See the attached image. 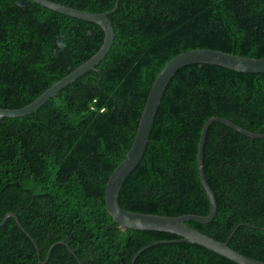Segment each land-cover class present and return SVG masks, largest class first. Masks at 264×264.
Here are the masks:
<instances>
[{"label": "trees", "instance_id": "obj_1", "mask_svg": "<svg viewBox=\"0 0 264 264\" xmlns=\"http://www.w3.org/2000/svg\"><path fill=\"white\" fill-rule=\"evenodd\" d=\"M50 1L94 14L118 5L109 16L115 42L94 70L37 112L0 119V223L16 214L38 245L9 219L0 228V264H133L136 257L134 264H237L200 245L173 242L181 238L171 233L121 227L105 196L132 147L153 83L171 60L199 49L264 58V0ZM103 42L95 23L30 0H0V108L29 105ZM214 117L263 135L264 73L218 65L180 69L145 155L121 191L122 208L207 216L198 152ZM204 166L218 212L211 224L188 225L220 242L233 235L231 248L264 262V138L214 122ZM156 242L162 243L140 253Z\"/></svg>", "mask_w": 264, "mask_h": 264}, {"label": "water", "instance_id": "obj_2", "mask_svg": "<svg viewBox=\"0 0 264 264\" xmlns=\"http://www.w3.org/2000/svg\"><path fill=\"white\" fill-rule=\"evenodd\" d=\"M33 3L61 13L73 18L88 21L99 25L104 31V42L101 49L96 55H94L90 60L84 63L82 66L74 70L64 79L55 83L52 87L41 94L36 100H34L29 105L22 107L20 109H2L0 108V119L5 118H22L31 115L41 109L46 103H48L52 98L56 97L64 88L75 82L85 73L94 70L95 67L102 61V59L111 50L114 40L115 33L113 25L109 19V16L116 12L118 5L110 12L102 14H94L86 12L83 10L75 9L66 5H62L50 0H30ZM197 63H207L211 65L222 66L237 72L243 73H264V58H247L239 55L222 53L211 49H199L190 51L187 54L179 55L170 61L166 67L160 72L157 79L155 80L150 94L147 98L138 130L126 158L122 163L118 165L116 170L113 172L109 178L107 188H106V208L109 214L112 216L114 221L121 227L130 230H140V231H158L167 232L177 235L181 238L180 241L188 244L200 245L222 257L229 259L237 264H264L263 261L256 260L241 254L240 252L234 250L229 246V241L233 237L230 236L229 240L226 242H220L211 236L200 232L199 230L188 225V222H195L199 224H211L218 212V202L216 199V194L210 187L207 181L205 166H204V152L206 144V136L209 127L214 122H221L230 128H233L252 139L264 138L263 135L255 134L248 130H245L241 126L236 125L232 121L221 118L214 117L208 120L203 128L202 136L199 143L198 152V167L199 174L202 185L208 195L210 201V213L207 216L198 215H185L179 217H167L151 214H141L130 212L122 208L120 205V194L121 191L129 179L131 173L136 169V167L142 161L147 147L150 142L151 133L154 127L155 119L161 105V101L164 97V92L166 91L169 83L176 75V73L190 64ZM9 219H14L19 227L26 233V235L31 239L35 247L38 249V245L31 235L26 232L22 226L18 216L14 213H8L3 221L0 223V228L5 225ZM162 242H156L145 249H142L140 253L148 248L159 245ZM53 249V246H52ZM51 249V250H52ZM51 252V251H50ZM49 252V255H50ZM139 253V254H140ZM138 254V255H139ZM137 255V256H138ZM137 258V257H136ZM133 264L135 263V260Z\"/></svg>", "mask_w": 264, "mask_h": 264}, {"label": "bare ground", "instance_id": "obj_3", "mask_svg": "<svg viewBox=\"0 0 264 264\" xmlns=\"http://www.w3.org/2000/svg\"><path fill=\"white\" fill-rule=\"evenodd\" d=\"M116 11H117V10H116ZM86 12H87V11H86ZM90 13H91V12H90ZM83 21H84V20H83ZM87 22H88V21H87ZM98 26H99V25H98ZM101 29H102V28H101ZM114 33H115V32H114ZM114 42H115V40H114ZM112 47H113V46H112ZM211 50H212V49H211ZM109 52H110V51H109ZM109 52H108V53H109ZM219 52H221V51H219ZM187 53H189V52H187ZM187 53H184V54H187ZM222 53H225V52H222ZM184 54H182V55H184ZM95 55H96V54H95ZM106 56H107V55H106ZM106 56H105V57H106ZM105 57L102 59V61L105 59ZM171 61H172V60H171ZM99 64H100V63H99ZM99 64H98V65H99ZM191 65H211V64H207V63H197V64H190L189 66H191ZM81 66H82V65H81ZM211 66H212V65H211ZM165 67H166V66H165ZM165 67H164V68H165ZM186 67H187V66H186ZM78 68H79V67H78ZM179 71H180V70H179ZM177 73H178V72H177ZM177 73H176V74H177ZM85 74H86V73H85ZM67 76H68V75H67ZM175 76H176V75H175ZM175 76H174V77H175ZM174 77H173V78H174ZM63 79H64V78H63ZM156 79H157V78H156ZM77 80H78V79H77ZM171 81H172V80H171ZM73 83H74V82H73ZM153 84H154V83H153ZM169 84H170V83H169ZM70 85H71V84H70ZM168 86H169V85H168ZM167 88H168V87H167ZM151 89H152V88H151ZM166 90H167V89H166ZM150 91H151V90H150ZM165 92H166V91H165ZM165 92H164V95H165ZM149 94H150V93H149ZM161 102H162V101H161ZM184 216H185V215H184ZM188 223H189V222H188ZM147 231H149V230H147ZM166 233H167V232H166ZM178 237H179V236H178ZM178 241H180V240H178ZM173 242H176V241H173ZM183 243H184V242H183ZM241 254H242V253H241Z\"/></svg>", "mask_w": 264, "mask_h": 264}, {"label": "clouds", "instance_id": "obj_4", "mask_svg": "<svg viewBox=\"0 0 264 264\" xmlns=\"http://www.w3.org/2000/svg\"><path fill=\"white\" fill-rule=\"evenodd\" d=\"M66 45H65V43H63V42H61V43H59L58 44V47H60V48H64ZM245 130H247V129H245ZM237 131V130H236ZM239 132V131H238ZM239 133H241V132H239ZM241 134H243V133H241ZM249 137V136H248Z\"/></svg>", "mask_w": 264, "mask_h": 264}, {"label": "rangeland", "instance_id": "obj_5", "mask_svg": "<svg viewBox=\"0 0 264 264\" xmlns=\"http://www.w3.org/2000/svg\"><path fill=\"white\" fill-rule=\"evenodd\" d=\"M75 70H76V69H75ZM230 70H231V69H230ZM233 71H234V70H233ZM72 72H73V71H72ZM72 72H71V73H72ZM240 73H243V72H240Z\"/></svg>", "mask_w": 264, "mask_h": 264}]
</instances>
